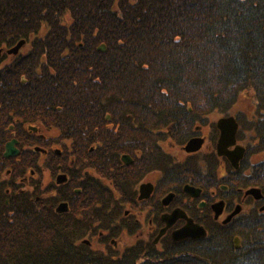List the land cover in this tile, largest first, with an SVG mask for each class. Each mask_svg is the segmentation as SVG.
<instances>
[{"label":"trees","instance_id":"obj_1","mask_svg":"<svg viewBox=\"0 0 264 264\" xmlns=\"http://www.w3.org/2000/svg\"><path fill=\"white\" fill-rule=\"evenodd\" d=\"M22 39L28 56L13 73L28 79L30 121L43 114L72 129L104 106L154 125L158 140L161 127L190 129L243 91L264 103V0H0V44ZM7 94L0 88L3 123ZM85 224L36 209L0 213V264H264V223L239 230V249L222 232L121 254L83 244Z\"/></svg>","mask_w":264,"mask_h":264},{"label":"flooded vegetation","instance_id":"obj_2","mask_svg":"<svg viewBox=\"0 0 264 264\" xmlns=\"http://www.w3.org/2000/svg\"><path fill=\"white\" fill-rule=\"evenodd\" d=\"M18 42L0 44V88L9 104L0 122L1 214L35 207L86 220L88 244L117 252L138 242L161 247L188 222L205 233L185 239L224 232L239 249V230L264 223V103L254 92L247 91L252 101L242 110L234 112L236 101L189 122L190 129L161 127L158 140L154 125L141 127L138 118L104 106L92 109L100 113L95 123L47 125L43 114L29 119L28 79L20 74L19 84L13 73L28 56V41L9 52ZM222 121L233 136L223 138ZM192 139L200 144L195 150L187 148ZM9 143L15 151L6 155Z\"/></svg>","mask_w":264,"mask_h":264},{"label":"water","instance_id":"obj_3","mask_svg":"<svg viewBox=\"0 0 264 264\" xmlns=\"http://www.w3.org/2000/svg\"><path fill=\"white\" fill-rule=\"evenodd\" d=\"M99 48L101 50H106V45L105 44H102ZM12 51H16V49H14ZM220 126L222 128L223 138H227L229 135L230 136H233L234 135L233 126L232 127H229L228 125L225 126L223 121L220 122ZM197 140L198 139L191 140L188 143L187 148L190 149V150L197 149L199 147V145H200L199 142H197ZM7 149H9L10 151L9 152H6V155H9L10 153L12 154V150L15 151V149L12 147V144H10V143L8 144ZM204 233H205V230L202 227H197V226L191 227L190 225H188V226H184L181 229L175 231L173 233V237L176 240H180V239L186 238L187 236H195V237L201 236Z\"/></svg>","mask_w":264,"mask_h":264},{"label":"rangeland","instance_id":"obj_4","mask_svg":"<svg viewBox=\"0 0 264 264\" xmlns=\"http://www.w3.org/2000/svg\"><path fill=\"white\" fill-rule=\"evenodd\" d=\"M250 93H252V91ZM251 98L252 97L250 95L249 96L247 95L246 91H243L240 94V96H239V99H238V102H237V106L235 107L234 112L237 111V110H240V109L242 110L244 108V106H247V104L252 101ZM217 116H219V114H214L212 117H217ZM33 209H35V208H33ZM127 243L125 245H127ZM93 247L96 250L101 249V247H98V246H93ZM123 250L124 249H120L118 252L116 251V253L117 254H121V252Z\"/></svg>","mask_w":264,"mask_h":264}]
</instances>
